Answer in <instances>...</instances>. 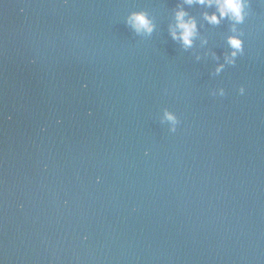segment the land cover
Segmentation results:
<instances>
[{"label":"water","instance_id":"water-1","mask_svg":"<svg viewBox=\"0 0 264 264\" xmlns=\"http://www.w3.org/2000/svg\"><path fill=\"white\" fill-rule=\"evenodd\" d=\"M216 10L0 0V264H264V0Z\"/></svg>","mask_w":264,"mask_h":264},{"label":"clouds","instance_id":"clouds-1","mask_svg":"<svg viewBox=\"0 0 264 264\" xmlns=\"http://www.w3.org/2000/svg\"><path fill=\"white\" fill-rule=\"evenodd\" d=\"M188 2L191 3L192 0H188ZM198 2L208 6L215 4L217 10L211 13L206 12L204 15L210 23L216 24L220 22L221 18L226 16L237 23L243 22L245 17V4L248 0H198ZM185 17L186 12L182 8L176 12V29H178L179 32L174 30L173 36H179L186 46H190L192 38L196 33L197 25L194 18L188 17L186 19ZM130 19L131 23L138 31L141 29L148 32L152 31L153 25L145 13H133ZM228 42L233 49L231 53L233 57H235L239 51L243 50V40L239 35L235 34V29L233 30V34L228 37ZM239 91L241 94L244 93L245 88L243 85L240 87ZM165 115L169 121L175 122L177 119L175 114L170 111H166ZM174 130L175 129H173V131ZM99 180L100 177H97V182H99Z\"/></svg>","mask_w":264,"mask_h":264}]
</instances>
